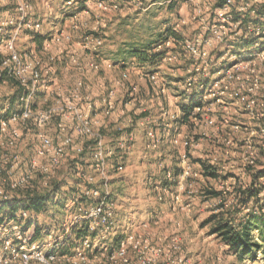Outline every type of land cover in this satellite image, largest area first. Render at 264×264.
<instances>
[{
  "label": "rangeland",
  "instance_id": "obj_1",
  "mask_svg": "<svg viewBox=\"0 0 264 264\" xmlns=\"http://www.w3.org/2000/svg\"><path fill=\"white\" fill-rule=\"evenodd\" d=\"M144 1V6L133 3L117 11L98 10L93 5L88 13H77L66 6L67 0H27L31 6L28 17L41 25L39 33H35L19 30L16 1L0 0V55L5 62L15 51L20 65L32 66L25 72L27 79H32L34 70L40 72L37 112L52 110L41 125L33 120L26 124L6 121L4 132L0 118V203L5 196L21 199L55 193L53 198L60 204L51 203L42 212L30 213L18 221L45 252L54 240L61 241L58 238L65 233L69 219L85 213V207L95 202L86 199L84 209L72 205V193H80L83 184V189L109 193L114 215L111 235L105 239L91 235L96 250L92 255L88 253L89 258L84 261L74 259L79 241L73 234L67 243L62 242L65 245L60 251L66 256L60 254L51 264H142L140 252L130 250L125 259L112 260L105 250L115 249L116 240L130 234L162 251L161 259L153 264H264L262 249L239 259L212 234L216 221L205 224L213 216L216 220L222 218L225 209L235 205L238 191L251 184L252 175L264 173V90L253 115L247 108L249 99L243 104L226 95L224 103L204 100L205 107L195 111L198 116L191 123H178L182 104L174 103L175 98L185 103L192 90L182 83L192 68L191 49L200 45L199 53L205 52L210 61L226 45L205 33L206 22L213 19V4L209 0ZM172 26H179L180 30L176 34L182 41L176 45L175 55L180 62H164L163 54L156 67L135 58L117 59L119 50H127L129 45L139 47L169 31L173 33ZM55 34H59V42L53 41ZM87 36L101 39L102 45L95 50L85 49ZM36 39H42L41 44ZM210 40L211 45L207 44ZM203 42L206 45L202 47ZM234 47L244 55L257 50L252 45ZM231 64L228 62L226 68ZM14 65L9 63L11 68L20 66ZM5 67L0 66L2 116H6L5 108L16 94L13 78L4 75ZM253 67L254 72L243 76L250 80L251 75H256L264 89V61L254 63ZM197 78L202 83L197 87L200 96L195 101L203 103L204 90L215 78L207 86L203 76ZM170 79L181 83L178 90L166 84ZM69 106L98 122L94 133L103 138L104 163L95 158L96 138L81 136L76 131L78 114L70 111ZM96 109L101 120L91 117ZM114 110L120 115L117 124L108 121ZM60 127H65V131ZM13 130L19 138H12ZM115 133H121V138L114 139ZM40 135L49 137L54 144H64L66 138H72V144L64 146L58 166L54 167L51 154H38ZM79 149L82 151L78 152ZM197 161L216 167L221 176L206 178ZM256 183L263 187L260 199L264 206V174ZM57 188L61 190L56 193ZM210 190L223 194L224 208L219 206V200L206 194ZM248 211L243 210L240 216ZM0 217L1 225L7 218L1 214ZM253 234L260 244L258 231ZM7 261L21 264L11 257ZM30 264L45 263L32 260Z\"/></svg>",
  "mask_w": 264,
  "mask_h": 264
},
{
  "label": "built area",
  "instance_id": "obj_2",
  "mask_svg": "<svg viewBox=\"0 0 264 264\" xmlns=\"http://www.w3.org/2000/svg\"><path fill=\"white\" fill-rule=\"evenodd\" d=\"M14 1L18 3L16 10L20 14V18L17 21L19 30L24 29L39 33L38 29L41 25L39 23H32L27 15L31 9V6L26 2L27 0ZM183 1H185V3H196L199 0ZM209 1L213 4V19L211 22H206V27L204 28L206 31L205 33H210L213 36L212 40H216L226 46L225 49L223 48V53L221 52L216 59H211L210 61L206 59L207 55L205 52L202 54L199 53L200 45L198 49L192 48V68L185 82L182 83H185L184 85L186 88L193 90L197 89L202 83L197 76L201 78L203 76V79H205L204 81H208L205 86L210 84V79L214 77L215 80L210 84L211 86L204 90L206 96L204 97L205 99H203V104L205 103L204 100L224 103L226 95L231 97L235 102L240 101L239 103L243 104H245L244 100L246 101L249 99L247 108L252 114L254 112L253 110L259 106V100L262 98L261 93L264 89H261L262 84L256 75H251L250 80L252 81H250L248 78H244L243 74L254 72L252 70V68H254V63L260 60L264 61V0ZM144 2V0H67L66 6L75 9L77 13H88L93 5H95L98 10L110 9L109 11H117L133 3L144 6ZM174 2L175 0L170 1V3ZM178 2L180 3L181 1ZM144 9L147 10V8ZM172 29L175 33L179 34V26H172ZM57 35L59 34L52 35L54 42H59L61 40ZM180 41H182L181 38L171 37L166 40L163 45L158 46L156 52H163L164 62H180L179 59L175 58L177 52L176 45L180 44ZM204 44L206 45V42L202 43V47ZM207 44L211 45V40ZM101 45L102 41L97 37L87 36L85 38V49L89 50L93 48V50H95ZM235 45L242 46V48L252 45L257 50L254 53L244 55L239 52L240 50H236L234 47ZM76 61L77 60H74L73 62ZM228 62L232 64L226 68ZM9 63L20 65L15 51H12L8 60L3 63L7 66L4 72L20 83V86L25 89V92L20 98L21 109L10 113L8 117L2 119L1 131H6V121H20L26 124L30 120H33L39 125L45 123L49 119V115L52 114V110L45 111V113L32 110V104L37 98V90H39L37 87L40 86V72L34 70L32 79H27L25 72L28 69L30 70L32 66L30 67V65L26 63L11 68L9 67ZM37 65L40 64L37 63ZM156 74L158 73L152 74L151 77L155 79L157 76ZM246 79L248 81H244ZM244 93L247 94L246 98L243 96ZM203 107H205V104ZM68 108L70 111H75V113L78 114L76 119L79 120V124L75 125V129L79 135L96 138L95 158L104 163L103 138L101 135L94 133V127L97 126L98 122L90 119L88 115H84L83 112L76 109V107L69 106ZM110 109H112V106H110ZM200 109L201 108H197L195 111H200ZM73 119L74 118H70L69 120ZM60 128L62 131H65V127ZM11 136L13 139H17L20 135L17 131L13 130ZM39 141L40 147L37 150L38 154L40 156L51 154L54 167L60 164V158L64 155V146L72 144V138H66L64 144H54V142L45 135H40ZM81 151V149L78 150V152ZM44 171L47 172V169H44ZM84 186L86 185L83 184L80 186L83 190H81L80 193H72V205L82 206L84 202H86V199H94L95 202L92 203V205L86 204L85 213L71 217L69 223L65 226V233L58 238L61 241L56 242V240H54L53 243L48 245L49 248H47L45 252H42L39 244L33 239V236L26 234L22 229V225L18 224V221H20L22 217H27V215L33 212L21 211V215L16 214L14 218H7L3 222L4 224L0 225V230L2 231L0 243L2 244L3 250L2 257H0V264H9L7 261L9 257H11V259H19L21 264H30L32 260L51 264V262L56 260L60 255V250L63 249L65 245L62 242L67 243V238H70L73 234L75 236L80 230L87 231V236L78 240L79 245L74 250V259L87 260L89 258L88 253L92 255L96 250L91 235H102L101 238L104 239L107 235H111L110 230L114 224V215L109 203V193L100 194L98 191L86 190V188L83 189ZM12 188L15 189L16 185H13ZM4 198V200L8 199L6 196ZM82 208L84 209L83 206ZM12 223H14L13 227ZM10 229H12V235L9 233ZM105 250L107 252L109 251L108 248ZM130 250L143 254V257H141L142 264H153L161 259L163 254L160 249L153 248L151 244L149 245V242L139 239L134 234H130L122 239L113 251L108 252V255L112 260L125 259Z\"/></svg>",
  "mask_w": 264,
  "mask_h": 264
},
{
  "label": "trees",
  "instance_id": "obj_3",
  "mask_svg": "<svg viewBox=\"0 0 264 264\" xmlns=\"http://www.w3.org/2000/svg\"><path fill=\"white\" fill-rule=\"evenodd\" d=\"M36 35V34H35ZM168 36H174L180 38L176 33L172 31L168 32ZM163 34L160 35L157 40L149 42L141 46L129 45L127 50H119L116 55L117 59L127 60L129 58H135L138 62L143 64H149L151 66H157L159 59L162 57L163 52L156 53V48L163 45L168 39V36ZM38 37V35H36ZM167 36V37H166ZM37 42L41 44L42 39H36ZM4 63V57L0 55V66ZM6 75V72H4ZM5 77V76H4ZM3 78V77H2ZM14 81V82H13ZM12 83L16 87V94L13 99L9 101L8 107L5 108L6 116L1 115L0 118L5 119L10 113L19 111L21 109L20 98L23 96L25 89L20 86L15 79ZM198 89H193L188 93V97L185 98L184 102L181 103V117L178 123L189 124L193 117L198 116L195 114L197 108H203L204 104L200 101H195ZM38 97L34 100L32 104V110H37L36 101ZM3 108V107H2ZM121 133H115L113 135L114 139L121 138ZM202 166V174L206 178L218 179L221 175L218 173V169L212 165H207L203 161H197ZM264 174V173H263ZM263 174L252 175V182L250 185L244 186L238 191L237 199L235 205L228 206L225 211L226 214L222 218L217 219L216 216L211 217L205 224H210L216 221L215 226L212 230V234L217 235V237L229 247V250L234 253L236 257L242 259L244 256H249L255 252V250H263L264 253V206L261 203V194L263 192V187L257 185V181ZM220 175V176H219ZM60 188H57L55 192H59ZM55 193L47 196H36L28 195L27 197H22L21 199H7L1 201L0 203V214L6 218H14L18 212L28 211L40 213L47 208L51 203L60 204L61 201L53 198ZM207 195L219 200V206L221 208L225 207L226 199L223 194L219 191L210 190L206 192ZM60 200V199H59ZM251 203L253 205L251 206ZM249 209L248 213L240 216L243 210ZM238 216V217H237ZM2 218V217H0ZM3 219V218H2ZM0 219V220H2ZM254 231H258L260 244L256 243ZM87 236V231L80 230L75 235V239L80 240ZM120 240H116V247L119 245ZM111 248L108 252L113 251ZM63 250V249H61ZM61 255H64L63 251H60ZM66 255V254H65Z\"/></svg>",
  "mask_w": 264,
  "mask_h": 264
},
{
  "label": "crops",
  "instance_id": "obj_4",
  "mask_svg": "<svg viewBox=\"0 0 264 264\" xmlns=\"http://www.w3.org/2000/svg\"><path fill=\"white\" fill-rule=\"evenodd\" d=\"M180 77H181V75H179ZM175 78H177V77H175ZM166 84H170V86H175V89H179L180 87H177L178 86V84H180V83H178V82H175V81H173L172 79H170L168 82H166ZM139 91L142 93V90L141 89H139ZM178 95V94H177ZM179 96V95H178ZM176 102V104H181L180 102H179V99L176 97L175 98V101H174V103ZM115 109H116V107H115ZM117 111H115L114 110V112H112L111 113V115H110V117H109V119H108V121H109V123H116V122H118L119 120H118V117H120V115H117V113H116ZM91 114V117L92 118H94V119H97V120H101L102 119V116H100V113H98V110L96 109L95 111H92V113H90ZM102 114V113H101ZM129 119V118H128ZM124 121H126V119H123ZM104 122H105V120H104ZM117 124V123H116ZM156 134H157V132H156ZM171 133L169 132V133H167L166 135H170Z\"/></svg>",
  "mask_w": 264,
  "mask_h": 264
}]
</instances>
